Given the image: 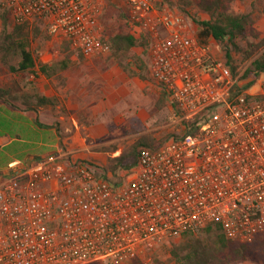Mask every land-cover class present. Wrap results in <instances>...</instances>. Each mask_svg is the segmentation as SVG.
I'll return each instance as SVG.
<instances>
[{"label": "built area", "instance_id": "2783aa9c", "mask_svg": "<svg viewBox=\"0 0 264 264\" xmlns=\"http://www.w3.org/2000/svg\"><path fill=\"white\" fill-rule=\"evenodd\" d=\"M111 5L148 40L173 136L143 149L120 186L65 146L9 164L0 175V264H129L212 223L242 243L264 231L262 76L234 71L162 0H0V11L94 59L111 52Z\"/></svg>", "mask_w": 264, "mask_h": 264}, {"label": "rangeland", "instance_id": "374dc122", "mask_svg": "<svg viewBox=\"0 0 264 264\" xmlns=\"http://www.w3.org/2000/svg\"><path fill=\"white\" fill-rule=\"evenodd\" d=\"M180 1L172 0V4H170L162 0L163 4L181 12ZM230 7L235 13H251L255 18V23L249 29L247 38L236 40L238 45L242 47V50L238 51L234 49L232 52L234 65L242 72L243 70L246 71L247 67L250 66L259 53L264 52V0L237 1ZM186 11H189L191 14H198L202 19L208 18L207 15L201 14L191 5L186 8ZM182 14L192 20L185 12H182ZM35 24L40 23L29 24L26 26V32L29 36L31 50L36 61L50 67L49 72L51 76L40 75L41 79L46 82L55 83L57 94L48 99L49 104L60 107L59 114L68 115L69 95L68 92L66 93L67 89L71 90L72 87L78 88L83 83V80L86 83L85 86L90 88V92L96 91L95 85L103 84L101 86L103 90L100 91L103 95L100 94L98 99H103V97L105 99L106 111L102 116L107 122L114 123L112 129L115 133V136L112 138L114 140L95 141L87 139L84 144L88 148L83 153L78 152L77 155L89 160L96 167L104 169L108 166L111 159L118 157L123 151L130 149L139 141L143 140L145 143H150L156 149L172 135L170 102L149 75L148 47L147 49L141 47L134 48L125 57V63L133 71L129 73L123 70L119 64V60H115L116 56L108 54L107 56L92 60L85 59L70 45L66 46L65 43L58 44L52 41L44 27ZM104 24L109 36L130 33L128 25L114 5H111L109 11L107 10L105 13ZM9 25V29L17 26L11 22ZM3 27V21L0 20V86L10 79V66L16 67L20 61L18 52H14V45L12 47L13 50L9 54L1 52V33ZM194 29L197 34L198 27L195 23ZM213 41L217 44L214 39L207 42ZM248 43L258 45L260 52L255 55L253 54L251 58L247 59L244 57V51L247 48L249 49ZM63 59H65L64 61H68L67 68H63ZM16 75L27 82L30 81L31 76L34 77L30 72L16 73ZM140 75H145L146 79L143 80ZM261 78L264 80V75ZM34 80H36L35 77ZM97 81L99 82L96 83ZM122 97L128 98L126 101L121 102L120 98ZM20 110L23 112L31 111L30 107L21 108ZM142 112L145 117L141 122L138 120L139 118L137 119V115ZM2 129L0 137L6 136L12 138L17 135V128L13 122L11 126H4ZM65 147L70 148L68 144ZM116 148L118 150H115ZM4 160H6L5 155L0 152V163ZM110 174L113 175L112 173ZM157 254L161 260L167 259L166 252L158 251ZM141 264H155L153 255H151L150 259L144 260V262L141 260ZM239 264L253 263L240 262Z\"/></svg>", "mask_w": 264, "mask_h": 264}, {"label": "trees", "instance_id": "16d2710c", "mask_svg": "<svg viewBox=\"0 0 264 264\" xmlns=\"http://www.w3.org/2000/svg\"><path fill=\"white\" fill-rule=\"evenodd\" d=\"M172 4V0H164ZM237 1L245 0H181V13L185 12L189 15L193 23L198 27L197 37L202 43H207L209 39H214L219 50L222 52L225 61L232 65L234 71L237 67L234 65L232 52L234 49L240 51L242 47L238 45L236 40H244L247 38L248 31L255 23V18L251 13H235L231 10V5ZM194 6L201 14L208 16L202 19L198 14H191L186 11L189 6ZM109 11V10H108ZM124 19V15L121 14ZM0 20L3 21V31L1 33L3 54H9L13 50L18 52L20 61L17 66H10L12 73L30 72L35 77L39 74L51 76L49 66L38 63L31 50V42L26 32V26L20 25L10 28V18L7 12L0 11ZM41 26V24H35ZM40 29V27H38ZM108 42L111 45V55L116 56L115 60H119L120 66L126 72H133L125 63V57L137 47L147 49L149 59V43L145 36L140 38L134 37L131 33L117 34L109 36ZM66 46H69L65 43ZM249 49L244 51L245 58H251L253 54H258L259 46L248 43ZM67 48V47H66ZM110 55V56H111ZM63 59V68L68 67V61ZM139 61H141L139 59ZM147 65V64H146ZM149 72V63H148ZM264 75V52L252 61L247 67L244 78L258 79ZM143 80L145 75H140ZM164 94V93H163ZM164 96H166L164 94ZM1 97V94H0ZM49 104V99L42 97L37 105L42 106ZM30 110H33L30 107ZM36 125L44 128L45 125L36 121ZM170 135L167 139H170ZM145 148L155 149L150 143L143 140L136 143L130 149L123 151L118 157L111 159L108 166L104 169L98 168L97 175L103 176L112 185L120 186L124 183L127 172L133 169L137 162L141 151ZM115 150H118L117 148ZM40 159V158H38ZM36 159V160H38ZM113 175H111L110 173ZM125 172V174H123ZM0 175H2L0 173ZM111 175V176H109ZM169 241L168 244L155 251L153 260L155 264H239L240 262H251L253 264H264V231L258 233L252 242L242 243L237 240L228 239L222 232L221 226L212 223L203 228L199 234H185L180 239ZM158 251H164L167 254L166 260H161ZM129 264H141V260H134Z\"/></svg>", "mask_w": 264, "mask_h": 264}, {"label": "crops", "instance_id": "0c3cea01", "mask_svg": "<svg viewBox=\"0 0 264 264\" xmlns=\"http://www.w3.org/2000/svg\"><path fill=\"white\" fill-rule=\"evenodd\" d=\"M209 39V41H211ZM214 44L215 42H210ZM92 60V59H88ZM10 79L0 86V131L4 126L16 125L17 135L14 137H0V152L5 159L0 163V173L8 171L9 164L21 161L28 162L42 158L62 146L69 145L75 152H84L88 147L84 142L87 139L108 141L115 136L114 123L107 122L102 114L106 111V102L98 99L103 95V84L95 85L96 91L90 92L85 81L78 88L67 89L69 95L68 115L59 114L60 107L53 104L38 106L40 98H51L57 94L55 83L38 77H30V81L9 73ZM97 81L96 83H98ZM94 89V90H95ZM128 97L120 98L121 102ZM32 107L33 110L23 112L21 108ZM143 112L137 119L144 120ZM5 118V119H4ZM39 121L44 128L36 125ZM8 123V124H7ZM91 155V154H90ZM7 162V164H5Z\"/></svg>", "mask_w": 264, "mask_h": 264}]
</instances>
